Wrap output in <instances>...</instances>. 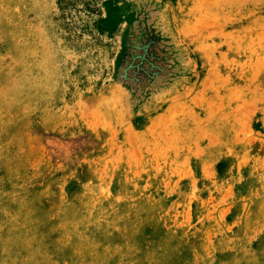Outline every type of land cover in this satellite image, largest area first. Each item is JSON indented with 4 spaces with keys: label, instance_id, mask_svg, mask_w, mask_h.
Listing matches in <instances>:
<instances>
[{
    "label": "rangeland",
    "instance_id": "1",
    "mask_svg": "<svg viewBox=\"0 0 264 264\" xmlns=\"http://www.w3.org/2000/svg\"><path fill=\"white\" fill-rule=\"evenodd\" d=\"M0 264H264V0H0Z\"/></svg>",
    "mask_w": 264,
    "mask_h": 264
}]
</instances>
